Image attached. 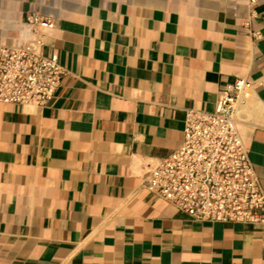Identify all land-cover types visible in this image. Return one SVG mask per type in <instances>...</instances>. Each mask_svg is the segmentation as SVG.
Instances as JSON below:
<instances>
[{"label":"crops","instance_id":"0c3cea01","mask_svg":"<svg viewBox=\"0 0 264 264\" xmlns=\"http://www.w3.org/2000/svg\"><path fill=\"white\" fill-rule=\"evenodd\" d=\"M54 22L44 105L0 102V264H264V225L199 222L141 185L186 109L252 81L237 128L264 189V0H0V44ZM252 33H258L254 37Z\"/></svg>","mask_w":264,"mask_h":264},{"label":"built area","instance_id":"2783aa9c","mask_svg":"<svg viewBox=\"0 0 264 264\" xmlns=\"http://www.w3.org/2000/svg\"><path fill=\"white\" fill-rule=\"evenodd\" d=\"M25 22L29 40L0 44V102L44 105L66 69L57 54L41 51L54 22L40 13ZM252 86L237 78L221 87L213 111L186 109L181 143L148 166L141 186L195 221L264 225V189L237 128L238 103Z\"/></svg>","mask_w":264,"mask_h":264}]
</instances>
